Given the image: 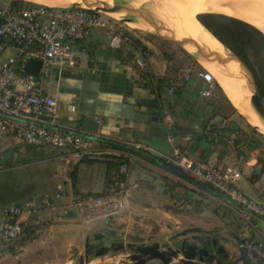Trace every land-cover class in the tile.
Instances as JSON below:
<instances>
[{"label":"crops","instance_id":"obj_1","mask_svg":"<svg viewBox=\"0 0 264 264\" xmlns=\"http://www.w3.org/2000/svg\"><path fill=\"white\" fill-rule=\"evenodd\" d=\"M137 36L138 45L113 48L106 44L103 30L95 29L76 43L81 52L77 66L51 67L39 82L42 92L57 101L58 128L79 130L116 144L131 139L151 149L150 154L133 151L125 176L126 209L112 216L51 210L46 238L33 239L25 252L33 253L37 243L66 248L82 241L89 246L92 238L107 243L114 237L128 244L158 243L165 248L171 242L200 236L209 240V248L225 256L239 254L238 238L260 241L264 248L263 217L245 220L242 207L164 159L177 147L195 161L235 166L242 173L240 189L264 200L263 132L238 113L215 84L210 96L200 94L205 82L197 71L206 61L173 42ZM140 47L148 52L142 77L134 63ZM87 118L96 122L95 131L82 128ZM44 154L56 167L52 175L56 190L62 189L67 196L65 201L71 194L102 192L105 158L77 161L57 152ZM190 227L198 230L181 234ZM98 260L95 256L89 263Z\"/></svg>","mask_w":264,"mask_h":264},{"label":"built area","instance_id":"obj_2","mask_svg":"<svg viewBox=\"0 0 264 264\" xmlns=\"http://www.w3.org/2000/svg\"><path fill=\"white\" fill-rule=\"evenodd\" d=\"M95 29L103 30L106 44L113 48L133 45V40L138 39L127 22L100 10L84 6L63 8L35 2L0 0V173L6 169L4 153L27 148L42 153L57 152L77 161L105 157L126 159L113 177L116 179L120 175L124 178L117 179V185L109 184L101 194H71L65 201L67 196L64 191L57 189L52 194L26 198L19 204L0 205V258L16 247L25 225L32 218L39 217V212L63 208L74 209L87 216H112L125 210V176L133 157V151L128 148L151 153L148 146L131 139L116 144L113 140H99L96 135L56 126L57 101L42 92L40 79L51 67L60 70L77 66L81 52L76 43ZM7 49H13L15 54L4 59L1 56ZM147 56L148 52L140 47L139 56L134 59L140 77L147 66ZM28 57L40 60L38 76L22 70ZM197 75L205 82L200 94L210 96L215 81L212 74L201 68ZM188 78V75L184 76L185 80ZM172 91V88L168 89L169 94ZM167 139L169 142L173 140L170 135ZM164 159L169 165L241 205L245 220H250L252 216L264 218V200L245 193L238 186L242 176L239 168L213 160L195 161L177 147H173L171 154ZM242 246L249 264H264L262 242L243 238Z\"/></svg>","mask_w":264,"mask_h":264},{"label":"rangeland","instance_id":"obj_3","mask_svg":"<svg viewBox=\"0 0 264 264\" xmlns=\"http://www.w3.org/2000/svg\"><path fill=\"white\" fill-rule=\"evenodd\" d=\"M17 2L38 3V1H30V0H17ZM131 2H133L136 6H142L148 12L150 11V9H152V11L156 13L157 10L155 9L154 11V7L156 5H161V6L163 5L161 3H153L152 1H145V0H132ZM72 4L73 3L69 5H63L62 3H60L58 5L70 6ZM196 15L200 16L202 15V13H197L195 14V16ZM141 20H144V18L139 16L138 21ZM128 26L129 28H131L132 31H135L136 34L138 35H142V36L151 35L160 38L161 40L170 41L168 38L163 36L164 34L159 35L154 31H147L143 28H140L139 26L133 27L130 24H128ZM159 26L162 27V25ZM14 54L15 51L13 49H7L6 53H4L1 57L5 59L7 57L13 56ZM203 65H204L203 67L206 68L214 76L215 86L216 84L219 85L218 81L222 76L221 69L219 68L216 69L215 66L213 67L207 63H204ZM50 161L51 160L49 159V157H47V155L40 152H29V151L26 152L25 150L24 151L10 150L4 153L3 163L6 170L0 173V205H8L11 203H19V202L21 203L26 198L41 193L42 194L45 193L47 195L52 194L56 190V186H55L56 181L54 180V177L52 175V173L56 170V167ZM50 211L39 212L37 214V216L39 217H37L36 219L32 218V223L41 224V225H38V227L35 228V230H33V228L30 229L28 231L29 232L28 234L26 233L25 235H23L22 238L19 239L15 248L7 252L8 254H3V256L0 258V264H81V260L85 261V259L87 260L86 263L84 262V264H87V261L89 262L95 256H98L99 260L94 264H129L130 263V261L127 259V256L133 253L132 250L133 247H136L139 244L129 243L128 245V243H124L121 238H115V237L113 241L120 242L121 244L124 245V247L122 249H117V248L109 249L105 254H96L95 253L96 250L94 248L100 243H105L106 240L95 241L94 238L91 239V244L89 245V246L92 245V248L91 247L87 248V249H91L87 253V255L85 253L86 247L84 241L72 245L71 247L67 246L66 248L63 247V245L57 243L51 246L49 245V247H47L46 244L43 246L42 243H37L36 246H34L35 249L33 248L34 249L33 253L25 252V249H28L26 245L30 243L33 239L40 240L42 238V235L44 238L45 236L44 231L46 230L48 225L52 222V219L50 220L51 217L49 218L47 217L50 216L49 213ZM173 243L171 242V245ZM180 257L183 258L182 256ZM219 257L222 260V262H224L225 264H241V261L237 259L238 254H231V255L227 254L226 256L225 254H222ZM157 262H159V260H150L147 261L145 264H153ZM170 264H180V262H178L177 258H172Z\"/></svg>","mask_w":264,"mask_h":264},{"label":"bare ground","instance_id":"obj_4","mask_svg":"<svg viewBox=\"0 0 264 264\" xmlns=\"http://www.w3.org/2000/svg\"><path fill=\"white\" fill-rule=\"evenodd\" d=\"M38 1L39 4L51 7H71L58 5H69L71 3H80L81 5H91L93 0H30ZM105 1L108 5L111 2L115 5L129 4L132 0H99ZM153 3H161L154 7L157 10L153 12L150 9L152 22L141 20L137 22L125 21L131 26H139L147 31L158 30L160 34H165L168 38H185L190 37L200 43L202 48L208 51L219 52L224 54L225 51L216 37L200 22L197 13H217L226 15L235 19L245 21L259 29L264 34V0H145ZM37 3V2H36ZM133 3V2H131ZM134 4V3H133ZM135 5V4H134ZM155 5V4H154ZM136 6V5H135ZM112 15L116 18H122L121 12H114ZM122 20V19H121ZM159 25H162L159 26ZM166 26V27H165ZM171 31V32H170ZM186 50L194 51L193 46H187ZM206 61L209 65L221 69L222 76L219 85L225 96L230 100L234 108L240 113L251 125L261 131L264 130V123L252 104L251 92L246 84V80L238 76L239 66L233 59L229 62L224 70L222 66L214 61ZM228 71L230 73H228ZM213 76V75H212ZM214 78V76H213ZM215 79V78H214ZM264 132V131H262ZM87 264H91L87 262Z\"/></svg>","mask_w":264,"mask_h":264},{"label":"water","instance_id":"obj_5","mask_svg":"<svg viewBox=\"0 0 264 264\" xmlns=\"http://www.w3.org/2000/svg\"><path fill=\"white\" fill-rule=\"evenodd\" d=\"M91 2H92L91 5H81L80 3H73L72 6H84L91 10H100L104 12L105 14H107L108 16L113 17V18H116V16H113L112 13L121 12L122 21L130 20L133 22H137L138 17L141 16L146 21L148 20V22L153 23L152 18L150 17L151 15L150 11L148 12L142 6H135L133 3L131 4L129 3L126 5L124 4L114 5L113 3H111L110 5H108L105 1H99V0H93ZM154 32L161 35L157 29H155ZM163 36L168 38L165 34ZM168 39L172 41L173 43H175L176 45H178L179 47L183 48L185 51L190 53L196 59L199 60L200 58H202L205 60L217 62L222 66V68H224V70L227 64L231 62L233 59H235V61H237L238 66H239L238 76H241L246 80V84L251 92L252 104L256 107V111L258 115L260 116V119L264 123V96L260 92V89L250 69L224 43H222L216 37V39L221 43L225 51L224 54H220L219 52L205 50L204 48H202V46L200 45L198 41L190 37H185V38H180V39L176 37H173V38L170 37ZM187 46H193L195 50L192 52L188 51L186 50ZM40 65H41L40 60L33 58V57H28L25 60L22 70L25 73H29L33 76H38ZM228 73L230 72L228 71ZM82 128L89 130V131H95L96 122L88 118L84 119L82 123ZM98 139L103 140L101 138H98ZM110 143L114 144V142H110ZM125 148H128V147H125ZM128 149L134 151L132 148H128ZM217 193L220 196L224 197L225 199L229 200L227 197L223 196L221 193L219 192ZM229 201L234 204H237L234 201H231V200ZM239 206L241 207V205ZM197 230L198 229L196 227L185 228L181 232V234L183 235L187 232L197 231ZM202 242L203 241L200 236H194L192 237L191 241L187 240L186 238H183L181 241L176 242L177 245L165 246V248H160L158 243L139 244L136 247H133L132 249L133 253L129 254L127 256V259L130 261L129 264H145L147 261H150V260H159L160 264H170V261L172 260V258H177L180 264H225L224 262H222L220 257L217 255V252H214L211 248L208 247L206 243H202ZM237 245H238V250H239L237 259L241 261V264H249L244 247L242 246V239L240 238L237 239ZM85 247H86L85 253L87 255V253L89 252V250L87 249L88 242H86ZM95 253L105 254L106 250L104 251L97 250ZM179 254L183 258H178ZM86 260L87 259H85V261L81 260V264H84V262L86 263Z\"/></svg>","mask_w":264,"mask_h":264},{"label":"trees","instance_id":"obj_6","mask_svg":"<svg viewBox=\"0 0 264 264\" xmlns=\"http://www.w3.org/2000/svg\"><path fill=\"white\" fill-rule=\"evenodd\" d=\"M197 18L246 64L253 74L260 92L264 96V34L245 21L225 15L202 13L200 16L197 15ZM132 44L138 45V40L134 39ZM216 87L220 89L218 84H216ZM104 161L107 165V172L104 180V188L101 193L104 192L109 184L117 185V179L121 180L124 178L118 175L116 179H113L118 173L120 164L125 162L126 159L124 157L118 159L115 157H110V159L109 157H105ZM38 225L41 224L27 223L24 227L23 235L28 234V231L32 228L35 230Z\"/></svg>","mask_w":264,"mask_h":264},{"label":"flooded vegetation","instance_id":"obj_7","mask_svg":"<svg viewBox=\"0 0 264 264\" xmlns=\"http://www.w3.org/2000/svg\"><path fill=\"white\" fill-rule=\"evenodd\" d=\"M202 238V237H201ZM202 243H207V244H209V240H206V239H204V238H202ZM109 242V243H108ZM107 243H100L99 245H97L94 249L97 251H104V250H106V252L109 250V249H115V248H117V249H122L123 248V244H121L120 242H117V241H108ZM175 245H177V243H173L171 246H175ZM92 248V246H88V248ZM89 251L91 250V249H88ZM216 250V252L218 251V249H215ZM219 253V252H218ZM217 253V254H218ZM219 255V254H218ZM220 255H222V254H220ZM219 255V256H220Z\"/></svg>","mask_w":264,"mask_h":264}]
</instances>
